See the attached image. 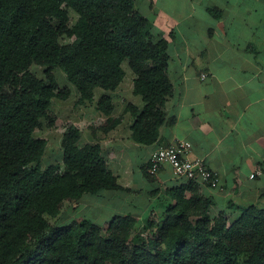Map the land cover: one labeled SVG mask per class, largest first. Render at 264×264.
I'll return each mask as SVG.
<instances>
[{
    "label": "trees",
    "instance_id": "trees-1",
    "mask_svg": "<svg viewBox=\"0 0 264 264\" xmlns=\"http://www.w3.org/2000/svg\"><path fill=\"white\" fill-rule=\"evenodd\" d=\"M169 47L153 37L134 0H0V264H264V206L229 204L237 217H212L214 201L193 181L178 180L156 198L161 221H148L144 232L131 215L115 217L106 231L88 218L59 224L65 206L128 189L101 145H82L73 126L63 136V166L43 168L48 143L35 132L45 122L56 126L53 101L70 96L54 70L64 72L80 104L93 102L97 89L106 92L97 102L103 119L96 130L109 134L122 118L107 93L123 82L127 64L143 101L126 108L132 139L150 146L173 122L165 113L173 93ZM33 66L43 68V78ZM149 167L144 175L152 182Z\"/></svg>",
    "mask_w": 264,
    "mask_h": 264
},
{
    "label": "crops",
    "instance_id": "crops-1",
    "mask_svg": "<svg viewBox=\"0 0 264 264\" xmlns=\"http://www.w3.org/2000/svg\"><path fill=\"white\" fill-rule=\"evenodd\" d=\"M134 4L148 19L153 37L170 43L173 93L165 113L173 122L160 128L155 144L144 146L132 139V116L128 127L126 117L122 119L111 133L114 148L103 144L129 159L120 160L116 152L113 167L104 152L109 168L118 174L122 187L132 190L131 182L143 186V169L152 153L185 140L192 144L189 158L203 160L219 175V190L204 187L218 207L225 206V198L248 195L259 180L250 175L264 163V0H134ZM124 69L125 79L116 92L125 101L133 98L132 104L141 108L142 98L133 92L136 76L129 67ZM127 177L131 181L125 184L122 179ZM155 178L166 186L177 180L169 165ZM260 179L264 184V174Z\"/></svg>",
    "mask_w": 264,
    "mask_h": 264
},
{
    "label": "rangeland",
    "instance_id": "rangeland-1",
    "mask_svg": "<svg viewBox=\"0 0 264 264\" xmlns=\"http://www.w3.org/2000/svg\"><path fill=\"white\" fill-rule=\"evenodd\" d=\"M77 19V14L75 12H72L70 17V20L72 21L71 24L76 22ZM61 42L70 43L71 40L67 37H64L62 38ZM124 67L127 69V64H125ZM31 70L39 78L44 77V70L42 67L33 66ZM54 74L58 80L59 85L62 88L67 87L69 89L70 96L67 99H55L53 101L52 109L57 115L56 126L50 127L45 122L44 126L35 132L36 137L43 138L48 143L46 152L42 160L43 168H48L49 166L54 164L63 166L62 140L64 134L71 126L77 127L81 131L82 145L90 143H99L100 145H103L105 154L110 156L108 160L111 163V166L114 167V164L116 163L113 159L116 155V152H118L117 158L125 161L128 160L129 158H126L127 155L125 153H123V156L120 157L122 153L121 151H111L110 149L106 148L105 144H103L106 141L114 148L115 144H113L111 133L115 129L112 130L109 134H104L101 130H96L103 119V116H101V114L97 111V102L102 95L106 94V92L97 89L95 91L93 102L80 104V94L76 90V88L67 80L64 72L61 69L56 68L54 70ZM107 94H110L114 97L113 102L116 108V115L114 114L115 117L122 118L123 121L126 117L125 123L127 124L126 127H128L131 122V114L126 112V108L128 104H132V102L134 101L133 98L129 101H125L122 96L118 95L119 93L116 91L109 92ZM145 168L146 167H144V169ZM258 168L262 170L261 167ZM148 172L153 176L150 171V167L148 169ZM130 177L122 179L123 183L126 184L128 180L130 182ZM260 178L259 180H256V187L252 188V191L249 192L248 195L241 198H225L224 200L226 201L224 207H218L216 198L206 194L203 186H196L197 188L194 189H197L198 192H200L201 196H203L204 198H210L214 201L215 204L211 205V207L209 208V213L212 217H217L221 214V212L225 211V214L229 216L230 220H233L239 214L238 212L233 211L232 208H229V204L244 206L251 203H256L259 206H264V184L262 179ZM144 181L146 184H144L143 186H135L133 182L129 183L128 187H131L132 190H128V192H105L102 195L96 197L85 196L79 203L76 204V206L69 208L65 206L58 220L59 224L69 225L81 219L88 218L91 219L102 231H106L109 228L111 221L115 217L131 215L132 217H134V219L137 220L135 225L136 231L144 232L143 229L147 226L148 221L153 220L158 224L161 221L160 214L162 212V209L161 207L157 206L158 200L156 198L161 196V194H165L168 189L175 187L176 183L180 182L176 180L174 181V184L166 186L157 181L155 176L152 182L149 179L147 180V178H144ZM210 190L215 191L219 189ZM157 191L161 192L155 194V192ZM190 194L191 193L188 192L187 196H190Z\"/></svg>",
    "mask_w": 264,
    "mask_h": 264
},
{
    "label": "built area",
    "instance_id": "built-area-1",
    "mask_svg": "<svg viewBox=\"0 0 264 264\" xmlns=\"http://www.w3.org/2000/svg\"><path fill=\"white\" fill-rule=\"evenodd\" d=\"M206 75H202L205 79ZM192 144L189 141L178 140L169 146H161L150 157V171L155 176L164 167L169 165L177 180L193 181L209 189H220L219 175L211 171L201 159L192 160L189 155ZM262 170L256 169L250 179L262 176Z\"/></svg>",
    "mask_w": 264,
    "mask_h": 264
}]
</instances>
